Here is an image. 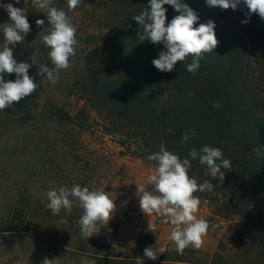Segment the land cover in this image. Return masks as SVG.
<instances>
[{
    "label": "trees",
    "instance_id": "obj_1",
    "mask_svg": "<svg viewBox=\"0 0 264 264\" xmlns=\"http://www.w3.org/2000/svg\"><path fill=\"white\" fill-rule=\"evenodd\" d=\"M180 2L198 15L194 27L209 20L216 25L219 43L212 53L203 54L195 75L185 69L191 56L177 62L172 72L153 66L163 45L140 41L142 28L133 19L145 7L150 11V0H82L71 11L67 0H54L75 25L79 46L70 67L61 70L53 84L37 75L40 65L52 67L49 49L38 35L43 27L36 24L38 19L46 21V14L31 0H0L26 13L31 30L23 42L9 47L17 62L31 64V56L37 61L28 74L39 84L33 94L0 111V145L4 139H12L23 151H47L57 145L82 160L88 138L109 136L121 155L152 170L155 162L147 157L163 142L168 151L190 159L189 175L198 184L208 180L215 185L211 192L194 195L208 207L209 225L226 226L209 257L189 248L180 255L172 241L160 244L155 233L145 232L127 255L112 243L83 238L78 223L82 214L72 210L59 220L65 232L53 242H43L63 253V264H136L137 258L143 264H264V153L253 151L264 145V20L253 14L242 24L246 17L239 7H209L206 0ZM164 7L166 23L180 14L171 5ZM6 22L8 13L0 7V24ZM3 43L0 32V49ZM15 78V73L4 74L5 82ZM217 101L223 107L213 109ZM191 129L196 135L182 143V134ZM204 145L221 149L223 158L231 160V170L222 169V184L188 156L192 148L199 151ZM148 247L157 250V259L144 256Z\"/></svg>",
    "mask_w": 264,
    "mask_h": 264
},
{
    "label": "clouds",
    "instance_id": "obj_2",
    "mask_svg": "<svg viewBox=\"0 0 264 264\" xmlns=\"http://www.w3.org/2000/svg\"><path fill=\"white\" fill-rule=\"evenodd\" d=\"M33 7L46 14L44 19L36 20L38 27H43L38 35L49 49L48 57L52 67L40 65L37 75L46 76V79L55 84L59 80L61 70L70 67V59L75 57L79 41L76 38L77 29L71 18L63 9L54 6V0H31ZM82 0H67L69 10H75ZM19 4L20 0H15ZM209 7L236 10L238 7L244 10L246 19L242 24H248L251 16L257 14L264 20V0H206ZM164 5H171L180 14L166 23L167 9ZM0 7L8 13L10 22L0 24V32L3 34V47L0 49V111L10 108L14 103L30 96L39 87V84L29 76V68L36 65L37 61L31 56V64L17 62L14 58L13 47L23 42L24 36L31 30L24 9L14 7L12 3L0 4ZM140 27L142 35L139 40H148L154 45L162 44L163 48L158 53V58L152 60L153 66L160 72H172L177 62H184L191 56V62L185 64V69L193 75L200 68V60L203 54L212 53L219 41L215 34V23L209 20L194 27L199 17L196 12L180 0H150V11L147 7L134 16ZM23 34V35H22ZM16 74L14 81L5 82L4 74ZM165 95V94H164ZM131 102V101H130ZM129 102V103H130ZM213 109L223 107L222 102H215ZM172 133V129L167 130ZM194 129L184 132L181 142L186 144L189 137H194ZM253 151L259 156L264 153V145H258ZM191 160H199L201 165L208 169L209 175L223 183L225 172L222 169L231 170V160L223 158V152L219 148L204 145L199 151L192 148L188 153ZM155 162L147 183L152 190L137 187L140 208L149 218L153 214L161 216L160 223H170L173 228L170 240L175 244V250L183 255L189 246L199 249L204 243L209 223L205 219H197L201 200L195 196L196 192H211L214 184L204 181L198 184L195 177L189 175L192 167L188 158L181 159L177 154L168 151L163 142L159 145V151L147 157ZM94 183V182H93ZM49 201L47 207L54 215H58L63 209L67 213L72 212L74 200L78 201L83 214L79 218L80 234L89 239L99 225H107L114 209V200L107 192L101 190L90 191L88 187L79 184L71 188L59 187L50 189L46 193ZM148 229L153 233L158 232L157 224L149 219ZM161 253L163 249L159 250ZM144 256L148 259H157V250L153 247L145 248ZM56 259L45 258L42 264H55ZM136 264H143L137 258Z\"/></svg>",
    "mask_w": 264,
    "mask_h": 264
},
{
    "label": "rangeland",
    "instance_id": "obj_3",
    "mask_svg": "<svg viewBox=\"0 0 264 264\" xmlns=\"http://www.w3.org/2000/svg\"><path fill=\"white\" fill-rule=\"evenodd\" d=\"M84 158H72L69 150L52 145L47 151L18 150L13 140L0 145V264H42L45 258L63 264V253L49 245L62 235L65 211L54 215L47 207L46 193L59 187L71 188L79 184L90 191L101 190L114 200L115 209L107 225L97 226L92 235L112 243L125 254H131L139 235L148 231L149 219L157 224L156 239L160 244L170 241L173 226L160 223L161 216L150 218L140 208L137 187L151 191L147 176L151 169L140 160L121 155L122 149L109 136L87 139ZM93 160V162H92ZM54 161H57L54 163ZM94 182V183H93ZM96 184L98 188L93 189ZM72 210L83 214L78 201ZM208 207L200 204L197 219L209 216ZM224 224L209 225L206 250H197L212 256L219 240L225 235ZM193 249L194 248H190ZM79 264H93L82 260Z\"/></svg>",
    "mask_w": 264,
    "mask_h": 264
},
{
    "label": "crops",
    "instance_id": "obj_4",
    "mask_svg": "<svg viewBox=\"0 0 264 264\" xmlns=\"http://www.w3.org/2000/svg\"><path fill=\"white\" fill-rule=\"evenodd\" d=\"M148 231H143V232H145V233H153L152 231H150L149 229H147ZM171 241V240H170ZM170 241H168L167 243H165V244H168ZM207 240H206V237H204V243H203V245H202V247L201 248H199V249H197V250H206L207 249V244L205 245V242H206ZM190 248H193V247H191V246H189ZM195 249V248H194ZM196 250V249H195ZM196 250V251H197Z\"/></svg>",
    "mask_w": 264,
    "mask_h": 264
}]
</instances>
